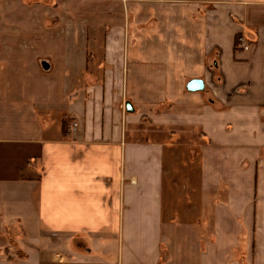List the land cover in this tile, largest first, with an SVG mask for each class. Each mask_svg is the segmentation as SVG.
Masks as SVG:
<instances>
[{"label": "crops", "instance_id": "obj_1", "mask_svg": "<svg viewBox=\"0 0 264 264\" xmlns=\"http://www.w3.org/2000/svg\"><path fill=\"white\" fill-rule=\"evenodd\" d=\"M74 1L62 95L0 44V264H264V0Z\"/></svg>", "mask_w": 264, "mask_h": 264}, {"label": "rangeland", "instance_id": "obj_2", "mask_svg": "<svg viewBox=\"0 0 264 264\" xmlns=\"http://www.w3.org/2000/svg\"><path fill=\"white\" fill-rule=\"evenodd\" d=\"M40 1L42 2V8L36 6V3ZM74 2V4L69 5L64 3L63 6H61L60 0H0V44L9 43L10 45H17V43L20 42L30 44L36 42L40 43L42 49V70L43 72L49 70L51 65L47 49L53 42H63L64 39L67 38L64 31L66 25L69 26L71 23H74V26H77L76 28H82L84 25L96 27L98 17L103 14L101 10L104 8L100 9V11H92L89 9L88 5L77 1ZM70 20H73V22ZM18 28L22 29V32H18ZM38 30L40 34H37ZM82 37H84V35H81L79 32L74 35L78 43L81 41ZM99 37V35L87 34L86 40L89 41L91 39L95 41ZM90 54L92 57L93 53L90 52ZM12 61L15 62V59ZM16 61L18 60L16 59ZM60 67L58 65L53 68L58 72L54 70H51L48 74L45 72L46 74L42 77L40 83L41 92H50V95H52L53 92L57 95H62V93L66 92L65 85L63 84L66 80V70H64V66L60 65ZM88 69L90 70L91 67H88L87 70ZM27 74H31L32 76L35 75L29 71H27ZM64 74L65 76H63ZM259 117L261 121H263L262 116ZM255 118L258 117L251 116V119ZM257 150V147L250 148L252 160L255 158V151ZM201 155L200 149L199 156ZM256 165V162L253 164L251 163V169L253 167L256 170ZM252 181L253 179H251V182ZM245 187L246 186H244V189L247 191ZM255 197L256 196H254L253 203L256 202ZM251 214L252 220L254 221L256 212L252 210ZM241 240H243L244 243L246 242V238H241L240 241Z\"/></svg>", "mask_w": 264, "mask_h": 264}, {"label": "built area", "instance_id": "obj_3", "mask_svg": "<svg viewBox=\"0 0 264 264\" xmlns=\"http://www.w3.org/2000/svg\"><path fill=\"white\" fill-rule=\"evenodd\" d=\"M237 48L242 51H248L251 48V43L246 35L239 34L237 37Z\"/></svg>", "mask_w": 264, "mask_h": 264}, {"label": "water", "instance_id": "obj_4", "mask_svg": "<svg viewBox=\"0 0 264 264\" xmlns=\"http://www.w3.org/2000/svg\"><path fill=\"white\" fill-rule=\"evenodd\" d=\"M187 88L189 90H202L204 88V82L201 79H192L188 85Z\"/></svg>", "mask_w": 264, "mask_h": 264}, {"label": "trees", "instance_id": "obj_5", "mask_svg": "<svg viewBox=\"0 0 264 264\" xmlns=\"http://www.w3.org/2000/svg\"><path fill=\"white\" fill-rule=\"evenodd\" d=\"M65 125V124H64Z\"/></svg>", "mask_w": 264, "mask_h": 264}]
</instances>
